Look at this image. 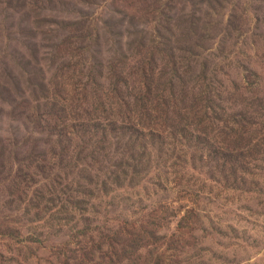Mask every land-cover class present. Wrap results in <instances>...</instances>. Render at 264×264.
<instances>
[{
  "label": "rangeland",
  "instance_id": "1",
  "mask_svg": "<svg viewBox=\"0 0 264 264\" xmlns=\"http://www.w3.org/2000/svg\"><path fill=\"white\" fill-rule=\"evenodd\" d=\"M0 264H264V0H0Z\"/></svg>",
  "mask_w": 264,
  "mask_h": 264
},
{
  "label": "trees",
  "instance_id": "2",
  "mask_svg": "<svg viewBox=\"0 0 264 264\" xmlns=\"http://www.w3.org/2000/svg\"><path fill=\"white\" fill-rule=\"evenodd\" d=\"M142 104H143V107H141V115H142L141 119H143V117L147 116L145 101ZM149 119H150V121L147 123V125H144L145 122L143 120H139V121L141 124L140 126L143 129L142 131H146L145 135H147L148 137L153 139V137H155V133L157 132L156 128H154L153 126H157L158 120H156V117H154L153 119H151V118H149ZM142 126H144V127H142ZM156 137H158V136H156Z\"/></svg>",
  "mask_w": 264,
  "mask_h": 264
}]
</instances>
